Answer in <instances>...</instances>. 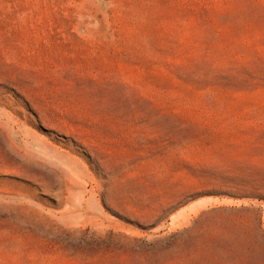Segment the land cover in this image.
<instances>
[{
    "label": "rangeland",
    "instance_id": "374dc122",
    "mask_svg": "<svg viewBox=\"0 0 264 264\" xmlns=\"http://www.w3.org/2000/svg\"><path fill=\"white\" fill-rule=\"evenodd\" d=\"M0 264H264V0H0Z\"/></svg>",
    "mask_w": 264,
    "mask_h": 264
}]
</instances>
